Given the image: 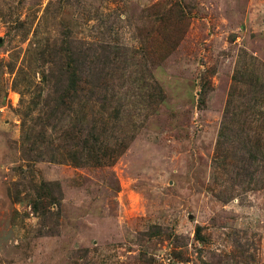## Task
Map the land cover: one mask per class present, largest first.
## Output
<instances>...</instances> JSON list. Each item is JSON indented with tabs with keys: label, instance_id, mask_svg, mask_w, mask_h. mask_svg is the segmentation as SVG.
<instances>
[{
	"label": "rangeland",
	"instance_id": "1",
	"mask_svg": "<svg viewBox=\"0 0 264 264\" xmlns=\"http://www.w3.org/2000/svg\"><path fill=\"white\" fill-rule=\"evenodd\" d=\"M0 264H264V0H0Z\"/></svg>",
	"mask_w": 264,
	"mask_h": 264
}]
</instances>
